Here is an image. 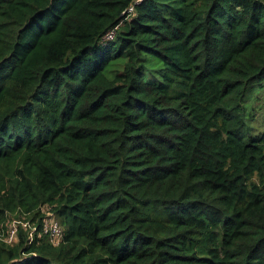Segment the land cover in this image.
I'll return each mask as SVG.
<instances>
[{
    "label": "trees",
    "instance_id": "trees-1",
    "mask_svg": "<svg viewBox=\"0 0 264 264\" xmlns=\"http://www.w3.org/2000/svg\"><path fill=\"white\" fill-rule=\"evenodd\" d=\"M131 2L0 0V264H264V0Z\"/></svg>",
    "mask_w": 264,
    "mask_h": 264
},
{
    "label": "built area",
    "instance_id": "built-area-1",
    "mask_svg": "<svg viewBox=\"0 0 264 264\" xmlns=\"http://www.w3.org/2000/svg\"><path fill=\"white\" fill-rule=\"evenodd\" d=\"M142 0H132L128 9L124 13H133L134 6L140 3ZM113 37V31L106 34L105 38L111 39ZM39 217L31 222L28 219L12 220L8 226L6 236L0 235V240L6 243H13L17 239L18 227L21 226L28 231V239L32 241L34 234L37 233L38 237H45L53 246H57L62 238L63 227L54 218V213L48 206L40 208ZM52 237V239L50 238ZM50 238V240H49ZM53 239H58L59 242L55 243ZM17 262V261H13Z\"/></svg>",
    "mask_w": 264,
    "mask_h": 264
},
{
    "label": "rangeland",
    "instance_id": "rangeland-1",
    "mask_svg": "<svg viewBox=\"0 0 264 264\" xmlns=\"http://www.w3.org/2000/svg\"><path fill=\"white\" fill-rule=\"evenodd\" d=\"M22 218L21 219H23V218H26L25 216H21ZM51 239H52V237H50ZM50 238H49V240H50ZM53 241L55 242V243H58L59 242V240L58 239H53Z\"/></svg>",
    "mask_w": 264,
    "mask_h": 264
}]
</instances>
